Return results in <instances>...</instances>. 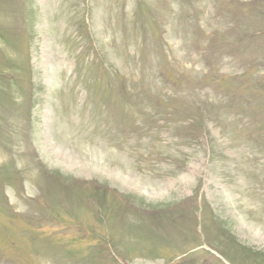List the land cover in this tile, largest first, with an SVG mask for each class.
<instances>
[{
	"label": "rangeland",
	"instance_id": "374dc122",
	"mask_svg": "<svg viewBox=\"0 0 264 264\" xmlns=\"http://www.w3.org/2000/svg\"><path fill=\"white\" fill-rule=\"evenodd\" d=\"M0 264H264V0H0Z\"/></svg>",
	"mask_w": 264,
	"mask_h": 264
},
{
	"label": "bare ground",
	"instance_id": "6f19581e",
	"mask_svg": "<svg viewBox=\"0 0 264 264\" xmlns=\"http://www.w3.org/2000/svg\"><path fill=\"white\" fill-rule=\"evenodd\" d=\"M91 145H93L94 147H95V146H97V145H96V144H94V143H91Z\"/></svg>",
	"mask_w": 264,
	"mask_h": 264
}]
</instances>
